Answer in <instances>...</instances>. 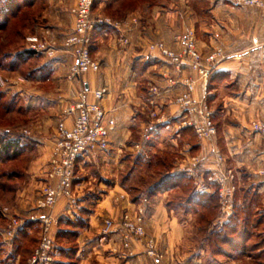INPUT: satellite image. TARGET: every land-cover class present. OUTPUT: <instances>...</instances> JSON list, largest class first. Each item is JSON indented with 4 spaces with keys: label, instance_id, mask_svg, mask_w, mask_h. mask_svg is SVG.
Wrapping results in <instances>:
<instances>
[{
    "label": "crops",
    "instance_id": "obj_1",
    "mask_svg": "<svg viewBox=\"0 0 264 264\" xmlns=\"http://www.w3.org/2000/svg\"><path fill=\"white\" fill-rule=\"evenodd\" d=\"M42 1L46 9L39 12L42 23L33 36L45 39L58 52L49 57L27 46L38 63L33 71L37 104L51 102L56 112L51 114L57 117L63 106L78 99L82 89L92 100L93 90L106 87L104 105L116 122L108 150L85 156L78 163L81 178L77 191L82 190L78 194L83 195L78 205L71 207L61 198L54 209L59 220L53 230L55 242L60 229L76 232L73 250L67 238L56 242V264H182L186 229L192 214L193 224L200 229L199 213L185 206L181 197L176 198L180 183L162 189L152 185L144 191L138 189L137 180L155 181L156 171L165 181L177 177L183 184L189 182L192 192L216 197L217 214L208 232L234 217L240 221L247 214L258 218V225L264 227V134L251 127L255 120L264 121V11L237 5L233 0H97L93 13L111 16L121 25L105 27L94 34L91 49L100 70L69 80L73 57L61 49L74 28L70 10L76 0ZM190 31L203 54L222 49V58L211 67L206 80L190 64L178 70L159 52L149 49V44L156 41L179 49L178 37ZM122 38H127L128 43ZM186 79L195 83L193 99L205 98L213 110L217 133L210 139L197 136L188 122H196L198 116L182 110L176 102L186 90ZM45 83H49L48 89L43 88ZM152 86L158 87L157 93L151 91ZM54 135L55 129L48 135L35 136L38 154L28 170V185L21 196L18 194V214H26L34 206L38 188L45 180ZM88 162L98 165L97 183H91L92 176L83 167ZM142 164L148 172L145 178H137V168ZM228 170L236 175V190L230 193L229 205H225L218 194L219 177ZM121 194L125 198L118 200ZM137 205L145 208L146 231L164 253L162 260L146 254L144 240L133 239L125 248L121 231L102 233L106 218L117 222L124 210H133ZM178 210L184 211L187 218L179 220ZM69 219L75 222L72 226L66 224ZM5 222L0 206V230L5 228ZM27 232L33 235L32 227ZM197 240L196 261L201 262L204 252L213 260H234L239 254L250 257L242 249L216 255L206 236ZM20 245L7 247L0 236V264H21ZM62 249L71 252L64 258Z\"/></svg>",
    "mask_w": 264,
    "mask_h": 264
},
{
    "label": "built area",
    "instance_id": "obj_2",
    "mask_svg": "<svg viewBox=\"0 0 264 264\" xmlns=\"http://www.w3.org/2000/svg\"><path fill=\"white\" fill-rule=\"evenodd\" d=\"M95 1L76 0V4L70 10L74 17V28L65 38L61 49L73 57L67 75L69 80L90 71L100 70L101 65L93 56L91 49L94 34L105 27L119 28L121 25L120 21L111 16L95 15L93 13ZM233 1L240 6L257 7L264 11V0ZM133 21L137 22V19L133 18ZM121 40L124 43L129 41L127 38ZM178 41L181 42L179 49L170 47L164 41L151 42L149 49L159 52L178 70L183 64H190L191 68L206 80L211 67L222 58V49H216L208 56L204 55L198 49L195 36L191 31L185 36L178 37ZM30 42L29 49L37 54L54 57L58 52V49L45 39L41 40L32 36ZM170 81L175 83L173 79ZM184 85L186 90L177 96V104L182 110L198 116L196 122L188 123L199 138H212L217 133V127L210 104L205 98L193 99L192 93L195 89L193 80H184ZM151 91L157 93L158 87L152 86ZM86 92L82 89L78 99L70 102L63 110V117L58 122L51 157L45 171V180L39 187L34 206L26 214H18L7 206L2 208L6 225L3 230H0V236L2 243L7 247L15 246L21 231L30 223L40 225V243L26 264H56L57 248L53 230L59 224V220L54 215V209L61 198H65L71 207L78 204L77 182L81 176L76 172V167L80 159L88 154L106 152L110 146V132L116 122L111 111L104 105L108 88L93 90L92 100L86 98ZM251 127L254 132L264 134L263 120L253 121ZM24 132L29 133L27 130ZM149 137L146 136V138ZM136 147L139 148L140 145ZM218 159L223 160L222 156ZM261 173L264 182V168ZM235 179L236 175L232 170H228L226 175L219 177L218 194L225 205H229L230 193L236 190ZM124 198L125 195L121 194L118 200ZM145 223V208L137 205L133 210H124L117 222L106 218L102 233L108 235L113 231H121L125 248L130 247V241L133 239L144 240L146 254L156 260H162L165 255L159 249L156 239L147 234Z\"/></svg>",
    "mask_w": 264,
    "mask_h": 264
},
{
    "label": "rangeland",
    "instance_id": "obj_3",
    "mask_svg": "<svg viewBox=\"0 0 264 264\" xmlns=\"http://www.w3.org/2000/svg\"><path fill=\"white\" fill-rule=\"evenodd\" d=\"M19 5L20 9L16 17H11L6 26H2L4 18L12 16L13 11ZM7 6L9 7L8 11L0 14V136L6 135L14 140L20 138L28 142L27 146H29L28 149L16 157L14 162L11 161L8 166L0 164V171L2 172L4 169H7L8 172L17 171L16 176L11 180L2 179L6 182L7 188L11 186V190H0V206L2 208L7 206L16 211L15 209L20 205L18 194L21 196L23 189L28 185V170L38 154L37 146L34 142L36 140L35 136L48 135L54 129L56 134L58 122L63 117V110L70 102L63 106L60 115L57 116V120V117L51 114V112L56 113L54 106L50 104L51 102L47 101L48 103L39 106L34 94L36 84L33 71L38 63L33 52L32 54L27 53L31 52L27 50V46H30V37L35 35L38 26L42 23L40 22L39 12L41 9H46L44 2L42 0H0V8ZM209 54L211 53L204 55L208 56ZM49 87V83L43 84L44 89ZM25 130L29 133L26 134ZM89 155L91 154L86 156ZM141 166L137 168V173L135 174L137 178H145L146 172H148L145 164ZM83 167L92 176H90L91 183L94 184L100 181V171L95 162H88ZM136 184L139 186L138 189L143 190L151 186L152 183L150 180L141 179L137 180ZM79 191L82 190L78 189L77 193ZM78 196L82 199L83 195L78 194ZM176 217L179 220H184L187 218V214L182 210H178ZM194 221L195 216L192 214L189 226L186 229L187 242L183 248L186 256L182 264H264V262L260 263L251 254L249 255L250 257L239 254L234 260H213L208 252H204L201 253V262L194 260L196 257L195 249L199 247L197 238L206 236L205 232L203 233L202 230L196 228V223L193 224Z\"/></svg>",
    "mask_w": 264,
    "mask_h": 264
},
{
    "label": "trees",
    "instance_id": "obj_4",
    "mask_svg": "<svg viewBox=\"0 0 264 264\" xmlns=\"http://www.w3.org/2000/svg\"><path fill=\"white\" fill-rule=\"evenodd\" d=\"M33 2V1H30ZM30 5V4H28ZM7 7L0 8V14L6 13L8 11ZM20 5L16 7L13 11L12 16H7L4 18L2 26L10 21L11 17L15 18L19 13ZM32 54V52H27ZM28 142L22 139L14 140L6 135L0 136V164L8 166L11 161H15L16 157L20 155L23 151L28 149ZM76 172L79 173V165L76 167ZM17 171L8 172L4 169L3 172L0 171V190L5 189L6 191L11 190V186L6 187L7 184L4 180H11L16 176ZM156 180H150L153 186H148L143 189H148L152 187L154 189H162L168 187L169 185H176L180 183V189L176 192V198L181 197V200L186 204L185 206L192 207L199 213L200 230L206 233L208 238L209 247L213 254L216 255H229L233 254L237 249H242L248 251L251 255H254L260 263L264 262V227L258 225V218L252 215L243 216L240 221L237 217L231 219L230 222L223 224L220 228L215 229L212 232H208L207 227L211 223L212 219L217 214L218 202L214 195L210 194H199L192 192L191 184L185 182L184 184L179 182L177 177L171 178L165 181L162 178V173L156 171ZM3 179V180H2ZM154 181V182H153ZM137 200L136 197H133ZM6 223V222H5ZM75 222L70 219L66 222L68 226H72ZM33 229V235L28 234V229ZM40 231L39 223H30L23 231H21L19 237L16 240V244H21L22 249V261L24 264L28 258L32 255L35 248L39 245L41 237L37 234ZM76 232L71 229H60L58 233L56 242H62L63 238L68 239L70 250L74 248V236ZM56 248L57 245H56ZM71 251L65 249L61 250L62 256L65 258L70 254ZM65 264V263H62Z\"/></svg>",
    "mask_w": 264,
    "mask_h": 264
}]
</instances>
